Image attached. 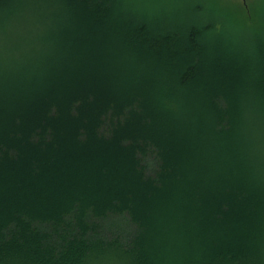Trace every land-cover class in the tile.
<instances>
[{"label":"trees","instance_id":"1","mask_svg":"<svg viewBox=\"0 0 264 264\" xmlns=\"http://www.w3.org/2000/svg\"><path fill=\"white\" fill-rule=\"evenodd\" d=\"M167 4L0 0V264H264V9Z\"/></svg>","mask_w":264,"mask_h":264},{"label":"rangeland","instance_id":"2","mask_svg":"<svg viewBox=\"0 0 264 264\" xmlns=\"http://www.w3.org/2000/svg\"><path fill=\"white\" fill-rule=\"evenodd\" d=\"M162 1H164L166 4L167 3L171 4V6L166 10L167 12L173 9L172 5H175L176 3H178V8H179L180 11L177 12L175 10V13H176V15L178 17H180L182 15V13H185L188 10L187 7H186V5L189 2H193V0H152L153 5H155V6H157V4H158V6L160 5L159 8H163V6L161 5L162 4ZM217 1H219V3L221 5H223V6H225V7L226 6H229V7H231V6H240V7H242L243 6L245 9H241V13L244 14L242 16V19L243 18H246L247 15L248 16L251 15V13H250V10L251 9H252V12L255 11L257 14L262 13L261 10L264 9V0H217ZM161 13H163V12H161ZM150 14H151L150 17L152 18L154 14L153 13H150ZM126 71H128V70H126ZM126 71L124 70V72H123L124 75L126 74ZM129 72H130V70H129ZM135 72H137V71L135 70ZM126 75H125V77H126ZM130 94H132L130 96H133V93L132 92H130Z\"/></svg>","mask_w":264,"mask_h":264}]
</instances>
